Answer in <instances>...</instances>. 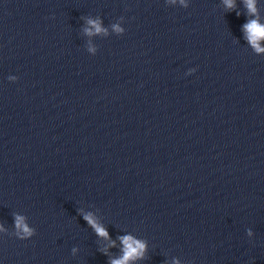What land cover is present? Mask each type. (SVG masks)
Masks as SVG:
<instances>
[{"label":"clouds","instance_id":"clouds-1","mask_svg":"<svg viewBox=\"0 0 264 264\" xmlns=\"http://www.w3.org/2000/svg\"><path fill=\"white\" fill-rule=\"evenodd\" d=\"M225 3L229 8L234 7L233 0H225ZM245 3L249 13L256 15L257 14L256 0H245ZM89 24H91L95 28L96 33L102 31L98 22L90 20ZM114 28H116L117 31H120V29L117 26H114ZM244 31L246 32L247 39L252 44L254 49L257 52H264V48H261L259 46V40L261 38H264V24H261L258 19L250 20L248 23L244 25ZM86 32H88L89 35L92 34L91 30L86 29ZM15 219H16V227L18 229L22 228L23 232L26 235L32 234L31 230L26 225H24L23 217L17 215ZM84 219L89 223V225H91L95 229L96 233L99 236L108 238V233L106 229L98 225L91 216V214L85 215ZM120 239L122 244L124 245L123 248L124 254L119 259L111 260L110 264H129V261L141 258L143 256L145 244L142 241H138L134 239L132 236H123L120 237Z\"/></svg>","mask_w":264,"mask_h":264}]
</instances>
